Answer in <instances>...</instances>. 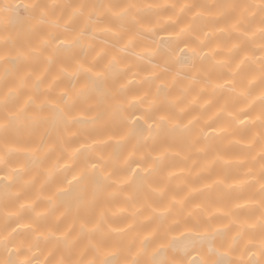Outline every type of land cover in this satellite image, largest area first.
<instances>
[{
    "label": "clouds",
    "instance_id": "clouds-1",
    "mask_svg": "<svg viewBox=\"0 0 264 264\" xmlns=\"http://www.w3.org/2000/svg\"><path fill=\"white\" fill-rule=\"evenodd\" d=\"M0 264H264V0H0Z\"/></svg>",
    "mask_w": 264,
    "mask_h": 264
},
{
    "label": "bare ground",
    "instance_id": "bare-ground-1",
    "mask_svg": "<svg viewBox=\"0 0 264 264\" xmlns=\"http://www.w3.org/2000/svg\"><path fill=\"white\" fill-rule=\"evenodd\" d=\"M24 16H25V12H24L23 7L21 5V6H19V12L17 13L16 11H14L13 14H12V22H13V24L17 25V26L22 25ZM162 43H164V41H162ZM183 55H187V54L184 53ZM183 62L187 63L186 60H184ZM13 63H15V62L13 61ZM101 86L102 85H99V84L97 85V87H101ZM136 123H137V125L139 126L140 129L143 128V124H142L141 121L138 120ZM62 195H69V194L66 193V194H62Z\"/></svg>",
    "mask_w": 264,
    "mask_h": 264
}]
</instances>
